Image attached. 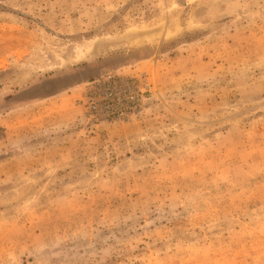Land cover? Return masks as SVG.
<instances>
[{
    "label": "rangeland",
    "instance_id": "1",
    "mask_svg": "<svg viewBox=\"0 0 264 264\" xmlns=\"http://www.w3.org/2000/svg\"><path fill=\"white\" fill-rule=\"evenodd\" d=\"M0 264H264V0H0Z\"/></svg>",
    "mask_w": 264,
    "mask_h": 264
},
{
    "label": "built area",
    "instance_id": "2",
    "mask_svg": "<svg viewBox=\"0 0 264 264\" xmlns=\"http://www.w3.org/2000/svg\"><path fill=\"white\" fill-rule=\"evenodd\" d=\"M106 89H109L106 85H103L102 87H100V90H106ZM102 99L101 100H103V101H105V102H107V101H109L110 99H112L113 100V96L111 95V93H109V92H107V91H103L102 92ZM104 107L107 109V107H106V105H104ZM94 111H97L99 108H96V107H93L92 108ZM121 112L119 111V114H120Z\"/></svg>",
    "mask_w": 264,
    "mask_h": 264
}]
</instances>
